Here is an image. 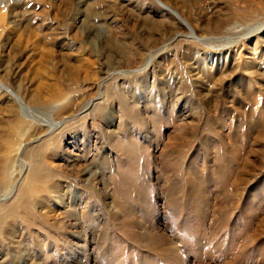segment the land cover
<instances>
[{
  "label": "rangeland",
  "instance_id": "obj_1",
  "mask_svg": "<svg viewBox=\"0 0 264 264\" xmlns=\"http://www.w3.org/2000/svg\"><path fill=\"white\" fill-rule=\"evenodd\" d=\"M0 264H264V0H0Z\"/></svg>",
  "mask_w": 264,
  "mask_h": 264
},
{
  "label": "bare ground",
  "instance_id": "obj_2",
  "mask_svg": "<svg viewBox=\"0 0 264 264\" xmlns=\"http://www.w3.org/2000/svg\"><path fill=\"white\" fill-rule=\"evenodd\" d=\"M57 108H58L57 111H59L60 113H62V111H63L64 108H60V107H57Z\"/></svg>",
  "mask_w": 264,
  "mask_h": 264
}]
</instances>
